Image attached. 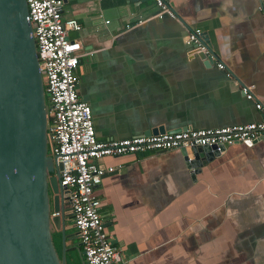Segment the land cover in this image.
Returning <instances> with one entry per match:
<instances>
[{"label":"crops","instance_id":"crops-1","mask_svg":"<svg viewBox=\"0 0 264 264\" xmlns=\"http://www.w3.org/2000/svg\"><path fill=\"white\" fill-rule=\"evenodd\" d=\"M61 1L63 20L81 26L67 35L83 45L77 91L98 140L262 119L233 82L253 84L264 101L262 0H166L177 18L156 17L153 0ZM189 26L226 69L191 57ZM100 163L115 167L94 192L119 264H264V139L227 145L195 176L180 149ZM66 225L77 232L71 216ZM76 255L86 264L81 246L69 264Z\"/></svg>","mask_w":264,"mask_h":264},{"label":"built area","instance_id":"built-area-1","mask_svg":"<svg viewBox=\"0 0 264 264\" xmlns=\"http://www.w3.org/2000/svg\"><path fill=\"white\" fill-rule=\"evenodd\" d=\"M158 8L156 17L168 15L177 18L176 11L166 0H153ZM28 20L33 24L39 68L43 77L46 114L47 148L56 157L60 185L67 192L73 225L78 233L86 264H119L121 253L111 241L100 212V199L94 192L114 166H103L106 156L132 153H149L170 149H186L193 146L219 148L246 141L264 139V101L256 99L253 84H243L234 79L245 98L253 101L263 118L212 128H189L151 135H136L121 139L98 140L92 118L91 106L82 100L77 91L76 73L83 45L67 35L68 29L79 30V22L63 20L61 0H26ZM185 44L189 54L200 51L219 69H226L208 43L204 31L189 26ZM231 77L232 72L227 71ZM59 212H51V215Z\"/></svg>","mask_w":264,"mask_h":264},{"label":"water","instance_id":"water-1","mask_svg":"<svg viewBox=\"0 0 264 264\" xmlns=\"http://www.w3.org/2000/svg\"><path fill=\"white\" fill-rule=\"evenodd\" d=\"M190 55L212 65L200 51ZM45 105L26 0H0V264H67L66 252L79 251L78 233L66 225L71 209L60 185V164L48 154ZM164 132L159 126L146 134ZM224 149L205 145L182 151L195 176ZM54 231L62 239L61 253Z\"/></svg>","mask_w":264,"mask_h":264},{"label":"flooded vegetation","instance_id":"flooded-vegetation-1","mask_svg":"<svg viewBox=\"0 0 264 264\" xmlns=\"http://www.w3.org/2000/svg\"><path fill=\"white\" fill-rule=\"evenodd\" d=\"M53 235H54V240H55V245L57 247V250L59 253L62 252V239H61V236L58 232L54 231L53 232ZM67 254V264H69V252H66Z\"/></svg>","mask_w":264,"mask_h":264},{"label":"rangeland","instance_id":"rangeland-1","mask_svg":"<svg viewBox=\"0 0 264 264\" xmlns=\"http://www.w3.org/2000/svg\"><path fill=\"white\" fill-rule=\"evenodd\" d=\"M48 154H50V151L48 150ZM69 219H70V217H69ZM73 252V251H72ZM83 255V254H82ZM75 259H77L78 260V263L77 264H79V262L81 261V259H80V256L78 255H76L75 256ZM80 260V261H79Z\"/></svg>","mask_w":264,"mask_h":264}]
</instances>
